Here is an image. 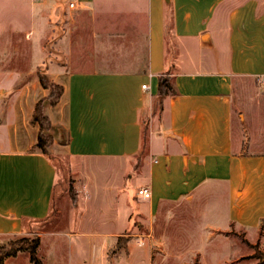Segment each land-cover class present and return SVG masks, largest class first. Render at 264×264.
Segmentation results:
<instances>
[{"label":"crops","instance_id":"0c3cea01","mask_svg":"<svg viewBox=\"0 0 264 264\" xmlns=\"http://www.w3.org/2000/svg\"><path fill=\"white\" fill-rule=\"evenodd\" d=\"M5 1L0 11L9 25L0 27L27 35L31 57L0 55V236L24 234L52 208L57 166L36 149L39 125L31 121L50 92L39 80L45 73L52 81L64 75L56 114L44 108L55 139H66L69 154L90 169L100 161L127 162L133 195L123 228L132 216L153 219L165 205L222 186L226 220L251 237L261 232L264 247V150L241 148L233 125L236 79L264 78V0ZM83 15L90 19V53L82 55L63 26L58 39L72 41L51 59L47 45L59 19L79 24ZM164 75L176 94L161 98ZM146 117L147 146L136 169ZM142 186L149 198L138 195ZM78 231L64 235L84 236ZM88 247L91 264H106L103 241Z\"/></svg>","mask_w":264,"mask_h":264},{"label":"rangeland","instance_id":"374dc122","mask_svg":"<svg viewBox=\"0 0 264 264\" xmlns=\"http://www.w3.org/2000/svg\"><path fill=\"white\" fill-rule=\"evenodd\" d=\"M64 14L67 16V13ZM7 20L1 10L0 24L4 21L9 25ZM59 20L62 24L47 45L50 58L56 59L55 56L62 52L61 48L68 49V42L72 39L79 43L82 55L89 54V17H78L79 24L65 16ZM63 26L69 29L72 39L69 36L63 41L58 39V35L66 30ZM77 33L80 34L75 37ZM30 41L24 33H11L5 25L0 27V47L7 48L0 53L3 57L30 59ZM11 45L16 48L10 49ZM21 68L27 70L29 67ZM61 78L54 82L65 87L64 75ZM49 94L42 98L43 110L50 105L47 110L56 114L54 107L58 106L62 97L56 105H52ZM233 103L236 143L242 141L243 149L264 150V78L236 79ZM65 114L63 110L62 121ZM148 120V117L144 118L143 125ZM50 130L45 131L51 137L49 140L52 139L48 152L58 171L50 214L46 219L31 223L24 234L0 236V247H7L20 237H39L37 254L45 260L44 264H77L78 260L82 264H91V249L88 246L92 240L103 241L107 246L106 264H264L261 232L251 237L226 220L225 189L222 186L213 188L211 192L196 194L188 203L165 205L160 215L153 219L132 216L130 224L123 228L129 209L126 199L133 195V187L124 178L127 162L100 161L99 167L90 169L88 163L69 154L66 139L56 140ZM145 150L146 147L132 161L134 168L140 166V157ZM87 170H90V178ZM79 192L80 204L76 207ZM77 230L84 236H74L69 240L64 235ZM112 231H115L113 237H104ZM5 264H31V261L27 252H20L8 258Z\"/></svg>","mask_w":264,"mask_h":264},{"label":"trees","instance_id":"16d2710c","mask_svg":"<svg viewBox=\"0 0 264 264\" xmlns=\"http://www.w3.org/2000/svg\"><path fill=\"white\" fill-rule=\"evenodd\" d=\"M39 80L41 85L44 88L50 89L49 98L51 99V104L56 105L64 91L65 87L54 81H51L50 78L45 73H39ZM176 94V90L171 81V77L164 75L160 79L159 85V97L164 98L168 95ZM43 100L40 99L35 106L34 114L32 117V123L39 125L38 139L36 143V149L41 151L43 154L47 155L50 159L48 152V147L52 143L51 137L45 133V131L52 128L51 119L44 113L43 110ZM148 123L144 125L143 128V139H142V149L147 146V134H148ZM141 149V150H142ZM52 160V159H51ZM22 241V243H21ZM40 245V238H29V237H20L17 240L11 242L7 247H0V264H5V261L10 257L17 256L20 252H27L30 257L31 264H44L43 260L38 256V247Z\"/></svg>","mask_w":264,"mask_h":264},{"label":"built area","instance_id":"2783aa9c","mask_svg":"<svg viewBox=\"0 0 264 264\" xmlns=\"http://www.w3.org/2000/svg\"><path fill=\"white\" fill-rule=\"evenodd\" d=\"M71 6H73V3H71ZM143 88H148L146 84L143 85ZM138 195L142 196L143 198H149L151 196V190L147 186H142L138 189Z\"/></svg>","mask_w":264,"mask_h":264}]
</instances>
